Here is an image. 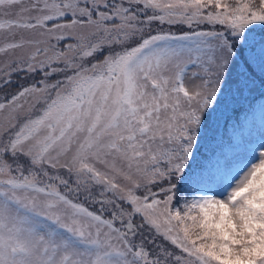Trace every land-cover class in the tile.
Instances as JSON below:
<instances>
[{
  "label": "snow or ice",
  "instance_id": "1",
  "mask_svg": "<svg viewBox=\"0 0 264 264\" xmlns=\"http://www.w3.org/2000/svg\"><path fill=\"white\" fill-rule=\"evenodd\" d=\"M255 92L264 0H0V264H264V143L191 167Z\"/></svg>",
  "mask_w": 264,
  "mask_h": 264
},
{
  "label": "rangeland",
  "instance_id": "2",
  "mask_svg": "<svg viewBox=\"0 0 264 264\" xmlns=\"http://www.w3.org/2000/svg\"><path fill=\"white\" fill-rule=\"evenodd\" d=\"M224 121L225 116L220 115L210 127L203 142L211 139L216 134H220ZM261 143H264V107L262 106H260V112L257 117H254L250 122L249 131L239 133L237 143L233 145L235 154L230 156L227 153H221L219 155L218 161L212 167L213 170H210L214 182L210 181L206 176L201 175L200 172V176L197 177L199 186L205 189L210 188L215 190L216 186L222 183L226 176L234 173L242 166V163L250 155L252 150ZM215 169L217 171H214Z\"/></svg>",
  "mask_w": 264,
  "mask_h": 264
},
{
  "label": "trees",
  "instance_id": "3",
  "mask_svg": "<svg viewBox=\"0 0 264 264\" xmlns=\"http://www.w3.org/2000/svg\"><path fill=\"white\" fill-rule=\"evenodd\" d=\"M256 95H259V93L254 94L251 97ZM251 97H249L247 100L241 101L235 112L229 110L223 113L222 116H225V121L221 133L215 135L205 142H202L199 151L196 153L191 164V167L196 174L195 178L200 175V171L206 172L207 168L214 159L213 156L221 151L222 147L225 146L231 139L229 126L235 123V121H238L242 114L250 109V107L253 105V99H251ZM194 185L195 184H193V188H195Z\"/></svg>",
  "mask_w": 264,
  "mask_h": 264
}]
</instances>
